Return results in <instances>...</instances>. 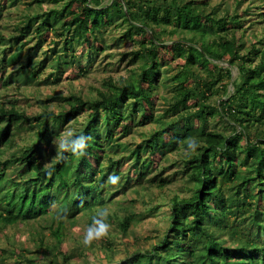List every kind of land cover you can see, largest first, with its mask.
<instances>
[{
	"label": "trees",
	"instance_id": "16d2710c",
	"mask_svg": "<svg viewBox=\"0 0 264 264\" xmlns=\"http://www.w3.org/2000/svg\"><path fill=\"white\" fill-rule=\"evenodd\" d=\"M18 1L10 0V4ZM44 1L53 6L25 14L15 25L18 34L9 38L0 34V45L5 44L0 49L4 86L20 73H8L13 65L18 64L16 70L22 71L25 82L42 76L49 50L60 61L43 77L44 82H57L65 70L63 65L84 74L92 57L83 66V55L76 53V47L100 52L103 45L97 42H104L105 28L118 26L117 20L126 26L121 38L137 44L128 53L136 66L127 76L105 79V88L97 87L95 95L87 99L60 96L70 107L58 113L45 110L29 117L15 103H0V228L37 220L54 203H63L55 212L60 217L94 215L116 192L112 191L114 185L106 183L108 175L120 173L121 158L114 154L132 146L120 138L150 121L156 126L147 136L141 133L142 141L135 142L128 156L140 180L147 168L142 149L164 156L194 140L197 148L191 151L187 147L184 160L191 168V192L173 197L168 226L157 244L112 264H264V11L248 6L230 12L229 7L222 10L220 3L211 0H32L29 4ZM235 1L238 6L242 3ZM255 25H262L260 37L247 44L245 33ZM50 32L63 38L62 50L54 41L36 60ZM31 33L39 40L28 48L27 60L22 62L23 48L29 43L24 38ZM15 45L16 53L12 51ZM69 51V61L61 62L67 57L63 53ZM232 66L238 68L234 78ZM215 94L219 96L213 102ZM159 101L166 107L155 115ZM81 111L91 116L73 132L91 137L88 149L83 155L63 151L56 155L49 143L55 132L52 123L61 120L66 124ZM215 117L230 130L210 129ZM33 121H37L35 136L21 155L3 160V147L11 144L12 129ZM51 155L56 157L45 163ZM104 157L107 168L102 164ZM10 162L14 174L9 173ZM126 179L130 181L129 176ZM114 219L117 228L126 232L133 215L122 220L109 215L107 221ZM63 225L59 220L53 228L56 240L36 239L33 250L0 247V252H17L22 258L17 264H67L70 255L62 247ZM219 233L221 237L216 238ZM26 251L50 257L42 261L24 255Z\"/></svg>",
	"mask_w": 264,
	"mask_h": 264
},
{
	"label": "rangeland",
	"instance_id": "374dc122",
	"mask_svg": "<svg viewBox=\"0 0 264 264\" xmlns=\"http://www.w3.org/2000/svg\"><path fill=\"white\" fill-rule=\"evenodd\" d=\"M2 1V0H0ZM32 0H19L17 3L10 4V0H4L3 11L0 13V34L9 38L12 35L18 34L15 29L22 17L25 14L33 13L37 11H44L51 6L52 3L44 1L43 4L37 5L36 3L29 4ZM214 4L220 3L221 9L225 10L229 7L230 12L234 11V8L238 7L239 11H243L252 6L254 10L264 11V3L261 4L258 0H242V3L238 6V2L235 0H211ZM261 7V9H259ZM257 18V17H256ZM119 23V24H118ZM118 26H110L105 28V40L104 42H97L103 45V49L100 52L89 50L87 46L78 45L76 47V53L82 56L81 64L83 66L88 64L89 55L92 60L89 64V69L84 71V74L76 71L72 72V67L63 65L65 68L63 74L57 82H44V78L50 71L54 70L56 64H58L59 57L54 52L49 50V58L46 66L43 69L42 76L38 78H28L23 80L22 71L16 70L17 65H13L9 68L8 73L15 71L18 73L13 77V81L10 85L4 86L0 81V103L10 106L15 103L16 106L27 113L29 117H35L41 114L43 111H55L58 113L63 108L70 107L69 104L59 100L60 96L68 97L70 95H79L87 99L91 95H95L96 88H105L103 84L104 80L112 77L118 79L120 76H127L131 69L136 66L135 63H131V55L128 53L134 49L137 44L127 39L121 38L122 32L125 30V24H120V20H117ZM250 24L247 22V25ZM263 29L261 26L250 28L245 37L247 44L256 41L260 37L259 30ZM121 38V39H120ZM24 40H29L23 48L22 62H26L28 55V48L38 42V38L31 33ZM54 41L58 43V50H62L63 38L56 37L53 32H50L45 39V44L40 47V51L35 56L36 60L41 59L44 49H48L54 46ZM1 43V42H0ZM5 45H0L1 47ZM18 46H13L12 51L16 53ZM123 53H127L126 56ZM66 54L67 57H62L61 62L69 61L71 51ZM1 56V53H0ZM77 67V66H76ZM233 78L238 75L237 66H232ZM232 79V78H231ZM51 81V79H50ZM230 83V81H229ZM229 88H232L231 83ZM161 92L165 94L166 90L161 89ZM219 94H215L212 97V101L218 99ZM161 100V99H160ZM64 103V104H62ZM155 115L162 114L163 109L166 106L159 101L156 103ZM91 116L88 111H81L76 118L70 120L66 124H62V121L53 122L54 134L52 140L49 141L51 150H54L56 155H59L60 151L57 150L53 144V139L57 135H66L69 130L72 132L74 129L81 127L86 120ZM210 129L213 128H227L230 127L225 121L219 120L215 117L210 120ZM217 121L216 125L213 122ZM37 121H33L32 124L25 123L19 127L12 129V141L8 146H4V153L2 159H8L10 157L21 155L25 145L31 141L35 136V124ZM153 122H145L143 125L138 126L128 136L121 137L120 141L131 143V147L135 142L142 141L141 133L147 134L155 127ZM57 131L59 134H57ZM11 137V134H10ZM189 141V140H188ZM131 147L124 148L114 154L117 158H121L118 174L121 179L114 185L112 191L115 192L106 206L99 208L98 210L107 208L109 215L113 217L118 216L121 220L126 215H133L131 220V226L124 232L117 228V219L111 220L109 223L110 228L108 233L99 240H94L91 244L85 245L83 243V237L93 214L84 213L78 215L74 219H67L55 214L59 207H62L63 203H54L50 208L44 210V214L37 220L28 223L19 222L15 225L2 226L0 228V247L2 248H18L21 250L24 246L30 249H35L37 246V240L44 238V241H54L53 228L58 226L59 220H62L64 225L61 231L62 235V247L70 255V259L67 264H110L115 263L117 260L130 257L132 253L136 251L144 252L151 249L154 244L163 236L168 223H169V205L172 203V199L175 195L184 197L190 194V182L191 168H188L184 164V160L188 158V154L185 150L187 147L182 146V149L170 150L164 156L150 155L149 150L142 149V160L146 159V175L140 180V176L137 174V167L135 170L134 162L132 158H129ZM44 148V146H43ZM123 151V152H121ZM51 155L46 158L45 163L50 162L51 159L56 157ZM95 163L94 158H92ZM102 164L104 168L108 166V159L103 158ZM9 173L14 174L15 171L11 167L12 164H8ZM138 168L142 166L140 161L137 165ZM130 177V181L127 182L126 177ZM97 210V211H98ZM247 215H245L246 217ZM241 219H239L238 223ZM248 223V222H247ZM42 224V225H41ZM41 225V226H40ZM242 225V224H240ZM212 226V225H211ZM45 227L44 230H42ZM44 231V232H43ZM221 237V233L215 236ZM11 251L13 249H10ZM14 251V250H13ZM58 252L57 250L54 251ZM24 255L29 257H41L40 260L44 261L49 254L32 253L30 251L23 252ZM17 252L11 253L0 252V264H17L18 260H21ZM39 260V261H40ZM24 264V263H20Z\"/></svg>",
	"mask_w": 264,
	"mask_h": 264
},
{
	"label": "clouds",
	"instance_id": "9594fccd",
	"mask_svg": "<svg viewBox=\"0 0 264 264\" xmlns=\"http://www.w3.org/2000/svg\"><path fill=\"white\" fill-rule=\"evenodd\" d=\"M91 137L85 133H74L71 130L66 135H57L53 139L55 148L59 151L71 153L72 155H83L89 147ZM188 149L194 151L197 148V143L194 140H189ZM121 177L118 174H110L107 177L106 183L116 185ZM64 213L68 212L67 208L62 210ZM109 211L107 208L98 210L91 218V223L85 231L83 243L85 245L91 244L94 240H99L108 233L110 228L107 223Z\"/></svg>",
	"mask_w": 264,
	"mask_h": 264
}]
</instances>
